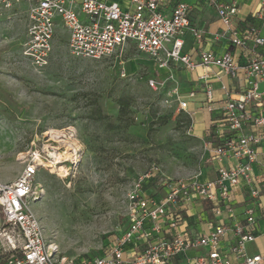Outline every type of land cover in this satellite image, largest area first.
I'll return each mask as SVG.
<instances>
[{
	"label": "built area",
	"instance_id": "2783aa9c",
	"mask_svg": "<svg viewBox=\"0 0 264 264\" xmlns=\"http://www.w3.org/2000/svg\"><path fill=\"white\" fill-rule=\"evenodd\" d=\"M204 1L215 9L222 25L210 34L211 39L224 40L240 50L243 60L229 49L222 54L203 50L197 60L182 51L187 34L198 45L207 38L206 30L189 20L192 6L183 0H128L127 8L108 0H0V10L4 11L26 5L27 41L23 54L36 71L47 65L53 37L62 27L67 33L68 53L77 58L100 61L117 57L126 45L132 44L155 68L167 71L165 76L146 81L152 89L164 92L165 102L187 113L189 120L192 113L181 98L173 68L180 66L192 73L198 68L216 67L232 78L241 75L245 81L235 97L223 85L221 89L228 97L217 107H207V112L219 110L218 119L209 127L215 128L214 140L205 144L211 151L210 158L221 163L216 168V179L200 182L195 176L172 180L162 175L158 195L145 186L159 174L158 168L152 167L138 177L127 194V227L100 255L73 260L59 254L56 244L46 239L32 209L38 194L34 183L39 170L59 164L67 173L76 163L78 150L69 153L66 161L67 153H61L59 147L46 153L33 149L11 181L0 180V264H264V253L248 254L245 249L255 239L254 201L264 186V174L253 172V166L262 163L258 148L264 144V134L260 133L264 125V89L260 88L264 81V36L258 28L264 22V0H253L257 9L247 27L234 23L237 0ZM198 78L206 82L207 75ZM212 92L208 85L207 101H212ZM188 95L191 97L193 92ZM188 128L190 134V124ZM57 136L61 137L56 133ZM226 157L235 158L236 163L223 165ZM241 183L253 185L245 224L212 222L207 232L196 235L179 230L185 222L183 213L193 202H209L215 214L225 208L231 210L226 200L232 187Z\"/></svg>",
	"mask_w": 264,
	"mask_h": 264
},
{
	"label": "rangeland",
	"instance_id": "374dc122",
	"mask_svg": "<svg viewBox=\"0 0 264 264\" xmlns=\"http://www.w3.org/2000/svg\"><path fill=\"white\" fill-rule=\"evenodd\" d=\"M26 12L25 4L0 10V180L15 177L33 149L59 147L66 161L78 150L66 175L59 164L39 170L32 209L59 254L100 255L128 225L127 194L138 177L158 168L145 183L152 192L162 175L199 178L210 169L209 136L188 134L187 113L146 81L162 69L132 44L117 57L77 58L58 27L47 65L34 70L23 54Z\"/></svg>",
	"mask_w": 264,
	"mask_h": 264
},
{
	"label": "crops",
	"instance_id": "0c3cea01",
	"mask_svg": "<svg viewBox=\"0 0 264 264\" xmlns=\"http://www.w3.org/2000/svg\"><path fill=\"white\" fill-rule=\"evenodd\" d=\"M116 1L121 7L127 8L128 0H108ZM187 4L191 5V11L189 14V20L195 26L203 27L206 30L207 38L201 45H198L193 36L186 35L185 41L182 47V51L189 53V55L197 60L200 53L203 50H211L215 53L222 54L231 50L236 58L243 60L244 55L240 50L230 47L226 44L224 40L222 42L213 41L210 34L221 29L222 25L220 20L217 18V13L213 7L205 3L204 0H183ZM238 12L234 18V23L241 25L242 27H247L252 23V14L257 9V4L255 1L251 0H237ZM214 16L216 20L214 21ZM259 32L264 36V22L258 24ZM166 70L162 69L158 77L165 76ZM174 77L180 82V92L181 98L187 103V111L192 113V118L189 120L191 126L190 136H198L203 138L204 136H209V140H213L211 134H214L215 128L212 126L209 129L210 123L218 119L219 110H214L207 112L208 105L217 107L221 102L228 96L224 94L221 87L224 85L229 90V94L235 97V94L243 89L245 86V81L241 75L232 78L222 73L216 67H210L207 69L198 68L192 73L187 72L183 67L177 66L173 68ZM207 75L206 82L200 80L198 77L200 75ZM208 85L212 86V101H207L205 97L206 88ZM260 88L264 89V81L260 83ZM193 92V95L189 97V93ZM262 115L264 116V107L261 109ZM196 129H195V128ZM249 132V129H246ZM260 133L264 134V125L261 128ZM211 151H209V155ZM258 157L262 163H256L253 166V172L255 175L264 174V144H261L258 148ZM236 163V159L232 157H226L222 162L223 165H233ZM221 164L217 160L211 158L210 169H203L199 175L200 182H207L214 180L217 177L216 168ZM14 177L11 176L10 179H3V182H9ZM261 194L255 199L256 207V223L253 227V234L255 239L248 242L245 245V249L248 254H258L264 253V186ZM253 189L252 184L241 183L238 186L232 187L229 197L226 200L231 206V210L227 208L222 209L220 214H215L212 212L210 204L207 201H196L193 202L191 207L183 213L184 224L179 228L180 231H184L187 235H196V233H205L212 227V222L219 223H234L238 222L240 224H245V210L250 204V191ZM161 192L158 193V195Z\"/></svg>",
	"mask_w": 264,
	"mask_h": 264
},
{
	"label": "bare ground",
	"instance_id": "6f19581e",
	"mask_svg": "<svg viewBox=\"0 0 264 264\" xmlns=\"http://www.w3.org/2000/svg\"><path fill=\"white\" fill-rule=\"evenodd\" d=\"M59 172L61 175H66V171L62 168V167H59ZM34 211V210H33ZM36 215V214H35Z\"/></svg>",
	"mask_w": 264,
	"mask_h": 264
},
{
	"label": "trees",
	"instance_id": "16d2710c",
	"mask_svg": "<svg viewBox=\"0 0 264 264\" xmlns=\"http://www.w3.org/2000/svg\"><path fill=\"white\" fill-rule=\"evenodd\" d=\"M211 137H213V134L210 135ZM214 140V139H213Z\"/></svg>",
	"mask_w": 264,
	"mask_h": 264
}]
</instances>
